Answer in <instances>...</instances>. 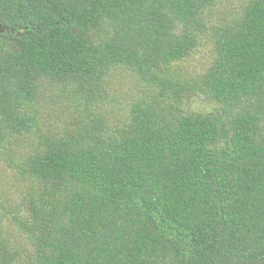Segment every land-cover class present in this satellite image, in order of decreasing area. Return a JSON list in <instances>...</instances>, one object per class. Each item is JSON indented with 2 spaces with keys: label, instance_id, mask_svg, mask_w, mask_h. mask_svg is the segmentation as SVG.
<instances>
[{
  "label": "trees",
  "instance_id": "1",
  "mask_svg": "<svg viewBox=\"0 0 264 264\" xmlns=\"http://www.w3.org/2000/svg\"><path fill=\"white\" fill-rule=\"evenodd\" d=\"M213 2L0 0V264H264V0ZM204 37L203 72L168 70ZM115 67L142 94L110 123Z\"/></svg>",
  "mask_w": 264,
  "mask_h": 264
},
{
  "label": "rangeland",
  "instance_id": "2",
  "mask_svg": "<svg viewBox=\"0 0 264 264\" xmlns=\"http://www.w3.org/2000/svg\"><path fill=\"white\" fill-rule=\"evenodd\" d=\"M240 3L241 0H214L212 4L213 7H209L210 10L207 8L205 13L213 20L216 18L218 19L230 11L231 13L234 12ZM209 46V40L205 37L202 38L196 49L189 56L172 63L168 66V70L175 72V75H178L185 80H192L193 77L203 72L208 65L210 60ZM101 83L105 88V92L102 95L100 103L97 104V107L107 115L110 123L115 122L120 118L125 103H127L132 97L134 98L135 96L137 97L142 94V92H140L142 85L137 80L136 76L133 75L130 70L122 67L110 69ZM47 92L52 98L50 99L49 96L46 97L38 107L39 111H43V116H46L44 119L45 121H42L41 129L46 128L47 126L50 127L51 125L60 124L58 120L62 119V115L64 113L66 114V117L69 115L67 113V100L54 96L56 91L52 87L49 90H46V93ZM214 105L215 103L213 101H209L201 95H194L185 100L183 109L186 111L206 112L211 110ZM39 111L37 112L40 113ZM39 121L41 123L40 119ZM28 140L29 139L26 135L23 137L17 136L16 140L13 138L11 139V141H13L11 146L13 150H16L21 147V144H25ZM3 155L4 154H0V177L3 178L0 185L5 187L6 190L8 189L9 193L13 195L16 191L13 184L16 181L13 180L10 170L3 167L5 165Z\"/></svg>",
  "mask_w": 264,
  "mask_h": 264
}]
</instances>
